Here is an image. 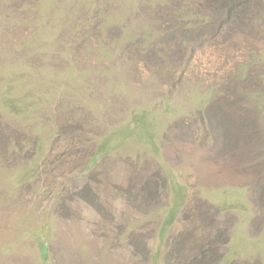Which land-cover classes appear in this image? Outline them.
<instances>
[{
	"label": "rangeland",
	"instance_id": "obj_1",
	"mask_svg": "<svg viewBox=\"0 0 264 264\" xmlns=\"http://www.w3.org/2000/svg\"><path fill=\"white\" fill-rule=\"evenodd\" d=\"M0 264H264V0H0Z\"/></svg>",
	"mask_w": 264,
	"mask_h": 264
},
{
	"label": "trees",
	"instance_id": "obj_2",
	"mask_svg": "<svg viewBox=\"0 0 264 264\" xmlns=\"http://www.w3.org/2000/svg\"><path fill=\"white\" fill-rule=\"evenodd\" d=\"M40 245L41 246L39 247V251H40L41 255L43 257H45V255H46V244L45 243H41Z\"/></svg>",
	"mask_w": 264,
	"mask_h": 264
}]
</instances>
